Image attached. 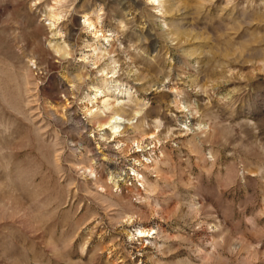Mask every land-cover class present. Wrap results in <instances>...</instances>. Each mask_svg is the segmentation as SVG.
<instances>
[{
  "label": "rangeland",
  "instance_id": "rangeland-1",
  "mask_svg": "<svg viewBox=\"0 0 264 264\" xmlns=\"http://www.w3.org/2000/svg\"><path fill=\"white\" fill-rule=\"evenodd\" d=\"M0 264H264V0H0Z\"/></svg>",
  "mask_w": 264,
  "mask_h": 264
},
{
  "label": "bare ground",
  "instance_id": "bare-ground-1",
  "mask_svg": "<svg viewBox=\"0 0 264 264\" xmlns=\"http://www.w3.org/2000/svg\"><path fill=\"white\" fill-rule=\"evenodd\" d=\"M52 17H54V16H52ZM61 50H62L63 54H64V52H66L64 48H61L60 50H56V52L59 53ZM61 55H62V54H61ZM120 109H121V108H120ZM120 109L115 110V113H117L118 115H121ZM99 115H100V114H99ZM108 117H109V116H108ZM99 119H100V123H102V124H100L101 126H102V125H107V123H108V124L110 123V121L107 122V118H106V116H105L104 118L101 117V118H99ZM96 121H97V120H96ZM152 234H153V231H152L151 229H137V230H136V233H135V235H136L137 238H140V237H150Z\"/></svg>",
  "mask_w": 264,
  "mask_h": 264
}]
</instances>
